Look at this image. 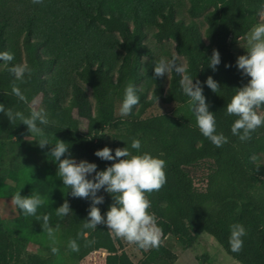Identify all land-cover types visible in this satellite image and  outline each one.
Instances as JSON below:
<instances>
[{
  "label": "trees",
  "instance_id": "trees-1",
  "mask_svg": "<svg viewBox=\"0 0 264 264\" xmlns=\"http://www.w3.org/2000/svg\"><path fill=\"white\" fill-rule=\"evenodd\" d=\"M188 1L190 16L204 15V34L196 20L178 19L180 4L176 0H43V4L0 0V52L9 51L15 57L7 66L0 61V104L29 114V105L12 94L14 77L7 71L13 64L27 62L34 72L19 86L30 102L40 98L41 107L49 113L53 123L44 127V133L52 145L57 139L64 141L74 158L95 163L97 171H102L114 161L101 160L94 153L106 147L102 133L114 127L120 132L114 136L113 155L116 148L130 146L135 138L141 141V153L166 161V184L148 194L149 211L163 230V243L140 264H156L166 254L175 261L176 255L164 245L167 237L191 248L204 233L239 263L264 264V127L250 141L241 142L230 131L236 117L225 114L235 89L250 79L237 69L232 47L260 22L264 0ZM151 29L156 30L153 37L158 43L174 42L176 55L185 59L193 82L201 81L209 110L216 116L217 131L228 137L223 147H215L199 131L189 98L180 86L181 77L171 73L168 84L164 77L154 78L158 59L145 42ZM213 49L221 55L216 71L207 66ZM208 76L220 84L217 94L204 84ZM129 83L137 88L140 102L127 118L117 119L116 105ZM158 104L175 108L148 115ZM0 129L30 134L19 121L11 124L4 113H0ZM202 163L208 173L205 187L199 188L189 169ZM45 186L30 183V195L44 197ZM98 195L104 196V203L98 205L103 215L113 199L103 190ZM65 200L73 213L49 221L54 232L59 231L66 240L68 261L64 264H81L89 254L101 250L107 252L106 264H135L119 251V239L105 225L83 230L86 235L78 236L91 202L72 197L67 187L59 207ZM20 213V229L26 234L21 241L3 228L0 218V264H19L15 242L25 244L32 234L47 233L42 220ZM37 216L41 215L37 212ZM233 223L243 224L248 233L239 253H233L229 245ZM70 239L77 240L79 252L68 248ZM22 264H55L54 255L28 254Z\"/></svg>",
  "mask_w": 264,
  "mask_h": 264
},
{
  "label": "clouds",
  "instance_id": "clouds-1",
  "mask_svg": "<svg viewBox=\"0 0 264 264\" xmlns=\"http://www.w3.org/2000/svg\"><path fill=\"white\" fill-rule=\"evenodd\" d=\"M33 4H43V0H32ZM260 22L254 25L246 35V54L238 56L236 67L243 76L250 77L248 83L235 89L234 95L226 105V115L236 117L231 125V134L239 138L241 142L252 139L253 133L264 127V9L259 12ZM14 54L9 51L0 52V61L7 66L14 61ZM180 58L173 55L171 59L161 57L154 63V78L168 77L175 73L180 76V86L183 93L189 98L191 111L195 115L196 126L201 134L215 147L220 148L229 142L223 132L217 131L215 113L210 111V104L206 101L203 85L199 79L195 82L188 72L186 63L178 62ZM221 63V55L217 49H213L208 58L207 66L212 71L217 70ZM231 67V65H225ZM203 70V67L202 69ZM14 80L11 92L20 101L29 105V114L22 111H14L0 104V113H4L11 124L17 121L27 127L28 133L38 136V146L44 149L50 145L48 137L44 133V127L53 123L49 119V113L41 106L39 101L33 98L31 102L22 92L19 84L27 83L34 70L27 62L16 63L7 68ZM204 84L213 92L218 93L220 84L208 76ZM158 103V97L156 96ZM140 102L137 88L129 83L124 89V97L119 108L121 116L131 114L133 108ZM25 139L29 140V136ZM141 141L131 139L130 146L116 148L114 150L104 147L97 150L94 155L104 161H114L105 170L97 171V165L87 160L79 162L72 156L69 145L58 140L52 145L49 154L57 163V173L63 185L70 189V195L74 198L90 200L88 216L84 220L82 230L78 236H84L83 230H96L98 225H105L114 239H121L138 249L148 251L158 250L164 238L161 227L158 226L157 217L150 212L151 201L148 194L158 192L166 184V161L154 157L149 152H140ZM132 150H135L133 153ZM257 160L256 156L252 157ZM94 174V175H93ZM103 190L111 195L113 203L106 213L102 215L98 205L104 203V196L98 195ZM45 201L38 193L30 196H22L18 191L11 199V204L21 210L25 216H36L42 220V228L50 237L54 229L50 225L48 215L37 216V210ZM58 217L68 216L72 212L67 200L56 210ZM229 245L233 253H239L243 249L244 237L247 230L243 224L233 223L230 226ZM59 225H56V229ZM89 244L94 241H88ZM68 248L72 252H79L80 246L76 239H70ZM56 247L51 248L53 254L58 253Z\"/></svg>",
  "mask_w": 264,
  "mask_h": 264
},
{
  "label": "rangeland",
  "instance_id": "rangeland-1",
  "mask_svg": "<svg viewBox=\"0 0 264 264\" xmlns=\"http://www.w3.org/2000/svg\"><path fill=\"white\" fill-rule=\"evenodd\" d=\"M180 4V11L178 19H185L187 22L196 20L201 28L202 33L206 31V24L204 22V15L193 18L187 12L190 3L188 0H176ZM155 29L147 30L148 36L146 43L153 49L155 57L159 60L161 57L168 58L170 55H176L173 41H165L158 43L153 33ZM232 50L238 58L240 55L246 54V40L240 42L238 45L233 46ZM183 63H186L183 57H180ZM148 60H145V63ZM165 82L168 84L170 74L164 77ZM90 97L95 103V99L90 93ZM40 105V98L37 99ZM122 101H118L116 105L117 119H125L128 116H121L119 108ZM175 105H157L148 115H159L169 113L174 110ZM82 132L86 133V128L83 126ZM120 130L114 127L107 128L104 133V144L106 147L112 149L114 144V136ZM29 136V140L25 139ZM95 141L99 139L92 136ZM49 139V138H48ZM38 136L11 134L0 129V218L2 226L5 230L9 231L13 238L16 240L26 239V234L21 231L19 219L22 214L20 210L11 204V199L16 192L20 191L22 196H29L30 192L28 185L30 183L46 184L45 196L42 199L45 203L40 206L37 212L43 216L49 217L57 216L55 210L59 207L63 197L64 188L62 180L57 173V163L49 154L52 147L50 145L41 149L37 141ZM75 159L79 162L85 159ZM189 173L194 177L196 186L204 188L205 178L208 170L205 163H202L192 169ZM24 243V241H23ZM17 248V259L19 264L27 258L28 254L40 255H54L55 264L67 263L68 257L65 251L66 240L59 231H55L53 236L44 233L32 234L25 244L15 242ZM164 245L176 255V260L172 261L170 255L162 256L156 264H241L232 257H230L219 243L209 234H202L191 248H186L180 244L177 239L170 236L164 240ZM119 251L125 252L134 263L140 264L144 261L148 254L153 250H140L135 245H130L125 241L119 239L117 243ZM56 247L59 251L57 254L51 252V248ZM106 251H95L89 254L81 264H106Z\"/></svg>",
  "mask_w": 264,
  "mask_h": 264
},
{
  "label": "crops",
  "instance_id": "crops-1",
  "mask_svg": "<svg viewBox=\"0 0 264 264\" xmlns=\"http://www.w3.org/2000/svg\"><path fill=\"white\" fill-rule=\"evenodd\" d=\"M168 238H169V237H167L166 239H168ZM166 239H165V240H166ZM131 260H132V259H131ZM135 264H136V263H135Z\"/></svg>",
  "mask_w": 264,
  "mask_h": 264
}]
</instances>
